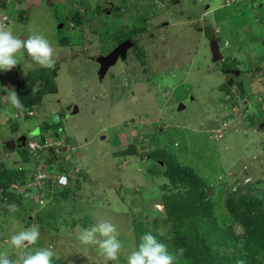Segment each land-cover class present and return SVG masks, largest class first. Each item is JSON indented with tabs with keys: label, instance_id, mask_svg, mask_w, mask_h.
Here are the masks:
<instances>
[{
	"label": "rangeland",
	"instance_id": "obj_1",
	"mask_svg": "<svg viewBox=\"0 0 264 264\" xmlns=\"http://www.w3.org/2000/svg\"><path fill=\"white\" fill-rule=\"evenodd\" d=\"M114 1L122 15L112 16V10L105 13L96 5L100 16L109 20L101 24L97 21L98 30L93 32L83 25L82 43H59L58 39L64 34L78 41L82 27L66 31L67 18L78 21L85 8L92 15L91 0L25 1L24 17L17 21L23 23L14 26L15 30L22 28L16 32L44 35L54 46V60L62 69L56 90L43 92L41 103L34 109L38 114L28 118L26 106L23 118L11 113L19 119L18 130H12L13 121H6L11 108L8 92L7 99L1 101V97L0 161L11 156L22 158L25 152L23 147L7 148L8 137L19 133L23 126L41 125L40 121L49 119L51 133H46L47 141L54 146L61 138L62 143L70 141L68 149L59 154L75 182L65 197L29 192L17 212L3 209L0 251H8L13 257L23 254L12 249L7 239L15 231L38 224L41 237L28 251L50 246L61 264H126V257L140 242L135 237L134 219L154 221L151 209L162 210V193L176 189L168 177L159 174L162 167L150 159L155 148L162 146L202 175L203 183L210 188L207 191L212 193L207 201L218 226L229 234L232 230L240 235L230 241L214 239L205 251L196 239L193 242L191 237H180L188 233L186 221L174 224L157 220V238L176 255L174 264H236L239 259L246 264H264V218L250 222L242 217L244 226L227 207L229 191L261 190L260 213L264 215V126L258 127L264 117V0ZM66 8L70 12H65ZM197 20L208 31H217L221 46L224 40L230 41L221 47L229 58L224 65L236 64L240 73L231 74L245 83L243 87L239 82L233 84L231 89L236 92L230 91L226 82L229 76L219 69L222 61L211 57L209 35L194 27ZM60 21L63 27L57 28ZM160 21L165 22L159 25ZM118 34L132 35L136 41L127 53L128 59H118L99 80L92 58L112 47ZM137 46L145 50L144 61H140ZM22 51L25 59L27 52ZM246 86L248 89L243 90ZM246 96L250 107L242 106ZM180 102L183 106L178 108ZM75 105L78 110L73 112ZM11 109L14 111V107ZM44 111L48 115L44 116ZM54 129L62 135L59 139L53 136ZM30 135L37 138L40 132L34 129ZM130 143L135 145L134 151L123 152ZM59 162L55 160L46 173H60L55 168ZM240 162L248 170L243 177L238 169ZM20 163L25 164L23 160ZM180 187L184 193L198 189L189 190L192 187L188 184ZM249 213L257 215L254 209ZM101 220H110L118 229L122 243L118 260L106 262L98 245H82L77 239L82 229ZM180 248L185 249L182 255L177 253Z\"/></svg>",
	"mask_w": 264,
	"mask_h": 264
},
{
	"label": "clouds",
	"instance_id": "obj_2",
	"mask_svg": "<svg viewBox=\"0 0 264 264\" xmlns=\"http://www.w3.org/2000/svg\"><path fill=\"white\" fill-rule=\"evenodd\" d=\"M86 10L89 11V9L85 8L83 12L86 13L87 12ZM209 33L215 34V30L211 29ZM82 38L83 37L81 35V38H79L78 41H71L70 39L65 37L64 42L69 43L70 41L75 43L78 42L82 43L83 40ZM130 38L133 39L131 35H129V37L125 36L124 39H130ZM212 39H216V38L213 37ZM130 44L132 43L130 42ZM221 47L219 45L220 50H222ZM21 50H26L27 55L30 56L32 60L41 67L51 68L55 64V60H54L55 48L44 35L31 34L25 36V38L22 39L20 36L14 34L11 28H7L3 25H0V71L8 72L11 71L15 66H17L19 64L18 53H20ZM225 59L226 58H224V60ZM224 60L223 58L217 60L213 59V61H222L221 63H219L220 64L219 67L224 65ZM58 63L60 64V62ZM229 66L235 69V73L238 76L240 73L239 67L236 64L232 65L230 63ZM230 76L228 81H230L233 85L235 84V81L233 82V76L232 77ZM240 78L241 77L239 78L237 77L234 79H236L237 82H239L238 84L239 86L241 85L240 87H243V85L245 86V83L242 82L240 83V81H238L240 80ZM231 83L229 82L227 83L228 85H230V91L236 92L235 89H231L232 86ZM248 87L247 86L244 87L243 90L248 89ZM239 92L242 95H244V91L240 90ZM238 93L236 94V99L239 98ZM246 97L247 100L244 99L245 104L242 103V106L244 107L249 106L248 96ZM8 100L14 108L18 109L17 115L19 114L23 118L25 116V113L23 111L24 105L20 99V96L15 91V89H8ZM36 105L37 104H35L34 107ZM234 106L239 108L235 104ZM28 111H30V108H28ZM54 119H59V118L54 117ZM44 120L45 119H43L42 122L40 121V123H42L41 125H43L44 123L45 124L48 123V122L47 123L44 122ZM261 121H259V123L260 122L261 123L258 124L259 128L264 126L263 125L264 117H262ZM50 126L49 129L51 130ZM35 129H37L38 132H40V135L37 138H34V136L32 137L30 134L28 136L26 134L27 132L25 133L26 130L28 131L27 127L23 126L22 128H20V131L24 132L21 134L25 136L24 143L21 144L20 146L16 145L15 147L9 148L12 150L16 147L19 148L20 150L22 147L23 149L25 148V152L24 151L22 152L23 159L20 157L19 159H17L11 156L4 160L1 159L0 161V163L2 164V167H0V171L4 173L1 174L0 176L3 177L4 179L3 181H5L6 183V189L7 190L11 189L13 191L15 190L20 194H22V197L24 195H28L29 192L30 193L34 192L33 194L39 195L38 194L39 186L42 185L44 186L45 182H47L48 179L51 180L52 185H59V186L64 185L63 187H65L66 185L70 186L73 181V176H69V174L72 175L71 172L68 170V167L66 165L64 166L62 164V161L60 160L61 157H59L60 155L59 153L65 152L68 149V146L65 149L60 148L63 139L61 138L60 139L61 142L58 145L54 146V143L52 141H47V137H45L46 134H44L42 130L43 127H38ZM50 130L48 131V133H51ZM10 138L13 137H8L6 141ZM29 140L38 141L42 145L38 149L37 156L31 154V151L28 148ZM64 144H66V141L64 142ZM58 157L60 161L58 164L60 165L58 166L59 168L58 167L55 168L56 170L58 169V171L60 170V173L53 174L52 172H49V174H47L46 170L51 169V166L54 165L53 162L57 160ZM20 159L23 160V162L25 163L24 165L20 163L21 162ZM17 175L19 176L23 175L25 180L23 182H19L18 178L11 179L12 177H15ZM2 191L3 188L2 185H0L1 194ZM7 208L8 211L12 213H15L19 210L18 206L15 203L8 204ZM118 236H119L118 229L113 222H111L110 220H101L89 228L82 229L78 233L77 239L80 241L82 245H91V244L98 245L99 254L102 255L105 258V261L107 262V261H115L119 259V253L122 248V243L118 239ZM40 237H41V232H40V226L38 224H32L31 226L25 227L23 229H20L12 233L8 237L7 243L10 245L12 249L16 250L17 253L22 252L23 254H15V257H13L12 255H10L11 253L8 251H0V264H52V258L56 255V253L50 246L41 247L36 249L35 251L27 250L29 246L35 245L40 239ZM169 239H171V237H169ZM184 251L185 249L180 248L177 250V253L182 255ZM176 258H177L176 255L168 251V246L165 243L161 242L156 235L152 234L151 232H147L144 235H142V237L140 238V242L138 246L126 257V264H174ZM236 264H246V262L243 259H239L237 260Z\"/></svg>",
	"mask_w": 264,
	"mask_h": 264
},
{
	"label": "trees",
	"instance_id": "obj_3",
	"mask_svg": "<svg viewBox=\"0 0 264 264\" xmlns=\"http://www.w3.org/2000/svg\"><path fill=\"white\" fill-rule=\"evenodd\" d=\"M111 2H114V0H110ZM77 23L78 21L75 20ZM194 27L197 29L203 28V24H201L200 20H197L194 22ZM153 28V27H152ZM204 29V28H203ZM206 35L213 36L212 33H208L207 28H205ZM208 36V37H209ZM59 37V36H58ZM65 37L60 36L58 39V42L64 43ZM138 47V46H137ZM137 54L142 57L145 55V50L142 48H137ZM228 58V57H227ZM225 59L224 62L228 61V59ZM229 66V65H228ZM230 70L229 68H227ZM44 82L42 83L41 87L39 88V91L36 92H29L25 91L22 93H19L20 99L24 106L32 105L33 103H39L40 101V94L43 93L46 90L54 89L51 87L55 83L54 75L51 76L43 75L41 77ZM62 116V114H61ZM47 123V122H46ZM50 125L49 123H47ZM47 124H43L44 127H49ZM135 149V145L133 143H130L129 146L123 150V152H133ZM126 150V151H125ZM128 150V151H127ZM150 159L154 162L156 161L161 167V173H159L162 176L168 177L170 179V182L172 183V186H175L176 189L172 192H163L162 198L164 200V206L162 210L160 209H151V214H155L154 221H144L140 218H135V233L136 238L140 241V238L142 235H144L147 232H151L152 234L159 236V232L156 229V223L157 220H163L174 224H181L184 221H186V233L185 235L182 234L180 236L181 238H192V241L194 242L199 241L201 243V246L205 248V251L208 250L207 244H210V241H224V239L233 240L234 238L239 237L240 235L234 234L231 230V233L229 234L226 229L224 230L223 227H219L217 220L215 217H213L211 211H210V205L208 204V197L212 195V193H209L207 190L210 188L203 183V177L202 175L199 176L198 172L195 171L192 167H190L187 164L181 163L176 160V154L170 153L165 149L164 147L155 148V150L152 152ZM61 157V155H59ZM58 157V159H59ZM160 161H163V164H160ZM238 169L241 172V175L243 177L244 172L248 171L247 168L240 163ZM241 164V165H240ZM0 175L4 174L2 171H0ZM19 182H23L25 180L24 176H15L11 179H17ZM203 179V180H202ZM3 177L0 176V185H2L3 191L1 194V200H0V214L2 213V209L7 208V205L12 203H15L18 207H21V201L22 194H20L17 191L13 190H7L6 189V183L3 181ZM249 181V179H248ZM247 181V182H248ZM75 182V178L72 181V186ZM180 184H188L192 188L189 190L196 188L197 190L194 191H186V193L183 192V190L180 187ZM56 185L51 184V180L48 179L47 182H45V185L39 186L38 194L40 195L42 192L43 196H62L65 197L67 195L68 190L71 188L70 186L66 185L65 187L57 188ZM215 191V189H214ZM194 192V193H193ZM261 190H252L250 193H240L239 191H229V200L227 201V207L230 210L232 216L237 220H242L243 218L248 219L250 222L260 220V218H264V215H261L260 213V206L262 203H260L261 196L259 193ZM191 194V196H190ZM264 200V199H263ZM242 203V204H240ZM254 209V212L257 215L249 213V210ZM50 212V211H49ZM164 214V215H163ZM161 217V219H159ZM163 215V216H162ZM261 215V216H260ZM40 217V216H39ZM42 217V216H41ZM65 217V216H64ZM43 219V218H40ZM241 224L245 226L244 220L241 221ZM207 230L204 229V226H207ZM214 227H217V229H214ZM217 234V236H216ZM197 243H195L196 245ZM214 244V243H213ZM224 244V243H223ZM217 245V243H216ZM179 247V245L177 246ZM234 257L232 255L229 256ZM52 264H61L60 261L56 258H52ZM99 264H105V263H99Z\"/></svg>",
	"mask_w": 264,
	"mask_h": 264
},
{
	"label": "flooded vegetation",
	"instance_id": "obj_4",
	"mask_svg": "<svg viewBox=\"0 0 264 264\" xmlns=\"http://www.w3.org/2000/svg\"><path fill=\"white\" fill-rule=\"evenodd\" d=\"M26 0H0V25H3V26H5V27H7V28H11V30L13 31V33L14 34H16V35H19L22 39L23 38H25V36H27V34H25V32H22L21 34L20 33H17L16 31L17 30H20L21 28H19V29H17V30H15V25H18L19 26V23H23V22H20L19 21V23L17 22L18 21V18L20 19V18H23L24 17V7H25V4H24V2H25ZM103 3H101L100 1H96V2H94V0H91V3H92V8H93V14L92 15H90L89 14V12H88V10H86L87 12L86 13H83L82 15H81V17H80V19L78 20V22L76 23L75 22V20H73V19H70V18H67V20H68V25L66 26V31H72L73 29H77V30H79L78 28H76V27H79V26H81L82 27V30L79 32V37L78 38H81V35L82 36H84V31H83V25L84 26H86L88 29H92L91 31L93 32V31H95V30H98L97 28H98V23H97V21L101 24V22H104V21H107V20H109V19H107V18H102L100 15V12L98 11V10H96L95 9V7H96V5H98L99 7H101V9H102V11H104L105 13L107 12V13H110L111 12V10H112V13H111V15L112 14H114V15H112V16H115V15H117V16H121L122 14V12H117L119 9H117L118 8V5H117V3L114 1V2H111L110 0H103L102 1ZM70 3H73V4H75V2H70ZM81 3V2H80ZM82 5H84L85 6V4L84 3H81ZM8 5H10L11 7L10 8H8L7 9V6ZM136 5V4H135ZM82 7V6H81ZM138 7H140V4H138ZM4 8V9H3ZM121 9H123V8H121ZM5 10V11H4ZM4 11V12H3ZM65 12H70L69 10H67V8H66V11ZM128 14H130V13H128ZM84 19H87V20H89V21H91L92 23H95V25H97V27H91V25L90 24H88V22L86 21V20H84ZM111 20H113V17H111L110 18V21ZM192 20H193V18H192ZM17 22V23H16ZM61 23H62V26L61 27H63V24H64V22L63 21H60ZM60 22H58V23H60ZM164 22L165 21H160L159 22V25H163L164 24ZM58 23H57V25H58ZM70 23H71V27L69 26L70 25ZM83 23H85V24H83ZM151 26H153V28L154 27H156V23H155V25L154 24H151ZM61 27H58L57 26V28H61ZM203 30H205L206 31V29L204 28ZM64 33H65V31H64ZM208 33H209V31H208ZM215 33H216V31H215ZM213 34V33H212ZM64 36V35H63ZM132 36V35H131ZM213 36L216 38V40H218V36H217V34H213ZM133 37V39L132 38H130L131 39V41H129V42H131L132 44H129L128 46H127V49L126 50H128V51H126V53H125V56L124 57H121L120 55H118V58H117V60H116V62L118 61V59H122L123 61H126L128 58H127V53H131L130 51H131V47H132V45H134L133 43H134V40H135V38H134V36H132ZM125 38V36H119V34H118V38H116L117 39V42H115V44L114 45H116L119 41H121V40H123ZM213 37L210 35L209 37H207V39H208V45H209V42H210V40L212 39ZM219 45H220V47H221V44H220V39H219ZM225 42H229L230 43V41L229 40H224L223 41V45H222V47L223 48H225V46H224V43ZM60 43V42H59ZM113 45V46H114ZM112 46V47H113ZM111 46L110 47H108V49L107 50H105L102 54H106L108 51H110V49L112 48ZM222 51V50H221ZM223 52V51H222ZM23 53H25L24 51H22V52H20L19 54H18V58H20L19 59V64L17 65V66H15L11 71H8V72H3V71H0V99H1V97H2V99H1V101L2 100H5V99H7V92H8V89H15V91L18 93V95H19V93H22V94H24L23 92H25V91H29V92H36V91H39V88L41 87V85H42V83L44 82V80H42L41 79V77L43 76V75H47V76H51L52 74L54 75V78H55V83H54V85L52 86L51 85V87H53L54 89H50V90H46V91H44L45 93L46 92H50V91H55L56 90V88H57V79H59V77H60V75H59V72L61 71V69H62V67H61V65L59 64V63H57V61L55 62V64H54V66L53 67H51V68H44V67H41V66H39L38 64H36L33 60H32V58L30 57V56H28V55H25L24 57H25V59H23L22 58V54ZM99 55V54H98ZM132 55V54H131ZM133 55H134V52H133ZM97 56V55H96ZM96 56H93V62H96V64H97V71H96V74H98V79L99 80H102V78L103 77H105V75H106V73H107V71H108V69L112 66V65H110L107 69H106V72H105V74L104 75H100L99 74V69H100V64H99V62L97 61V57ZM139 56V55H138ZM144 57H140V61H144V59H143ZM224 58H227V56H224V54H223V60H224ZM115 62V63H116ZM228 61H226V62H224V64L225 63H227ZM114 63V64H115ZM113 64V65H114ZM133 68L134 67H136L135 65L134 66H132ZM24 68V69H23ZM227 68H229L230 70H228ZM24 71H23V70ZM219 69L224 73V74H226L227 76H230V77H232V74L231 73H234L235 75H237L236 73H235V69H233V68H231L230 66H226V65H222L221 67H219ZM64 70H68V69H64ZM68 71H70V70H68ZM26 73V74H25ZM148 76V75H147ZM229 77H227V79H226V82L229 80L228 79ZM1 81H2V83H1ZM235 81V83H237V80L236 79H234V76H233V82ZM229 82V81H228ZM231 85H232V83H231ZM42 95H43V93H41L40 94V99L42 98ZM238 97V96H237ZM59 99V98H58ZM45 100V99H44ZM60 100V99H59ZM41 103V101H39V103L37 102V103H33L32 105H29V106H26V107H28V108H32V109H30V111H28V115H27V117L28 118H30V116L31 115H34V114H36L38 111H36V110H34L35 109V107L37 106L38 107V105ZM72 103H74V101L72 102ZM35 104H37L35 107H34V105ZM44 105V104H43ZM42 105V106H43ZM10 106H11V108H13V106L10 104ZM11 108H9V110L7 111L8 112V114H7V116H6V119H7V117H8V119H10V120H13V125H14V128L12 129L13 131H14V129L16 128V130H18V126H19V123H17V120H19V119H17V117H15V116H12V114L11 113H17V111H18V109L17 108H14V111L11 109ZM20 110V109H19ZM48 112V111H47ZM47 112L46 111H44L43 112V114H45V115H48L47 114ZM32 113V114H31ZM60 113V112H59ZM59 113H55V114H58L59 115ZM61 114V113H60ZM44 115V116H45ZM17 116H19V117H21V115H17ZM22 118V117H21ZM48 120L49 119H45L44 120V122H48ZM35 122V121H34ZM140 126L141 125H138V128H140ZM38 127H43L42 125L40 126L38 123L36 124V125H33V126H31V127H29L28 128V131L26 130L25 131V133L28 135V134H31L32 132H33V130L35 129V128H38ZM142 128V127H141ZM43 133L44 134H46V133H48V131L50 130L49 129V127L47 128V127H44L43 129ZM22 133H24V132H22V131H20L19 133H17V134H15V135H11L10 137H13L14 139H15V143H20V145L22 144L21 142V139L20 138H18V137H20L21 136V134ZM52 134L54 135V136H56V137H61V135L59 134V132L58 131H56V130H54L53 132H52ZM69 139H66V144H64V143H62V145L60 146V148H62V149H65V148H67V146L69 145ZM61 161H65L64 159H62Z\"/></svg>",
	"mask_w": 264,
	"mask_h": 264
},
{
	"label": "water",
	"instance_id": "obj_5",
	"mask_svg": "<svg viewBox=\"0 0 264 264\" xmlns=\"http://www.w3.org/2000/svg\"><path fill=\"white\" fill-rule=\"evenodd\" d=\"M58 27L62 26V23H58L57 25ZM130 39H124L123 41L119 42L117 45H115L112 49H110V51H108L106 54H100L98 56H96L97 61L100 63V69H99V74L103 75L106 72V69L110 66L113 65L117 58L118 55H120L121 57L125 56L126 53V49L127 46L130 44ZM209 48H210V52H211V57H213L214 60L223 58L222 52L219 48L218 42L216 39H212L209 42ZM229 83H231L229 81ZM183 106V104L180 102L178 105V108H181ZM78 110V107L75 105L72 108L73 112H76ZM21 139V143H24V135H21L20 137H18ZM7 147L8 148H12L15 147L16 145L20 146V143L15 144V139L14 138H10L6 141Z\"/></svg>",
	"mask_w": 264,
	"mask_h": 264
},
{
	"label": "built area",
	"instance_id": "obj_6",
	"mask_svg": "<svg viewBox=\"0 0 264 264\" xmlns=\"http://www.w3.org/2000/svg\"><path fill=\"white\" fill-rule=\"evenodd\" d=\"M42 145L35 140H29L28 141V148L31 151V154L34 156L38 155V149L41 147Z\"/></svg>",
	"mask_w": 264,
	"mask_h": 264
},
{
	"label": "crops",
	"instance_id": "obj_7",
	"mask_svg": "<svg viewBox=\"0 0 264 264\" xmlns=\"http://www.w3.org/2000/svg\"><path fill=\"white\" fill-rule=\"evenodd\" d=\"M24 4H26V3L24 2Z\"/></svg>",
	"mask_w": 264,
	"mask_h": 264
}]
</instances>
